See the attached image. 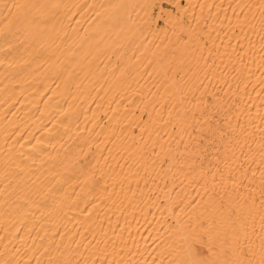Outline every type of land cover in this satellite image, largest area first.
<instances>
[{"label": "bare ground", "instance_id": "6f19581e", "mask_svg": "<svg viewBox=\"0 0 264 264\" xmlns=\"http://www.w3.org/2000/svg\"><path fill=\"white\" fill-rule=\"evenodd\" d=\"M0 264H264V0H0Z\"/></svg>", "mask_w": 264, "mask_h": 264}, {"label": "rangeland", "instance_id": "374dc122", "mask_svg": "<svg viewBox=\"0 0 264 264\" xmlns=\"http://www.w3.org/2000/svg\"><path fill=\"white\" fill-rule=\"evenodd\" d=\"M163 7H166V5H165V4H163Z\"/></svg>", "mask_w": 264, "mask_h": 264}]
</instances>
